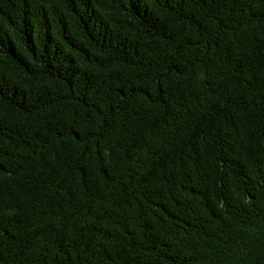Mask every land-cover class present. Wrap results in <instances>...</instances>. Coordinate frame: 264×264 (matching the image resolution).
Instances as JSON below:
<instances>
[{"label":"trees","instance_id":"obj_1","mask_svg":"<svg viewBox=\"0 0 264 264\" xmlns=\"http://www.w3.org/2000/svg\"><path fill=\"white\" fill-rule=\"evenodd\" d=\"M0 264H264V0H0Z\"/></svg>","mask_w":264,"mask_h":264}]
</instances>
